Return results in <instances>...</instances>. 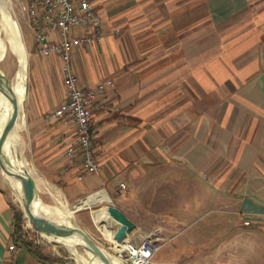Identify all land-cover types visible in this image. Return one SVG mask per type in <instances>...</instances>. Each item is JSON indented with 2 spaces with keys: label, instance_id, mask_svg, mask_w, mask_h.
<instances>
[{
  "label": "crops",
  "instance_id": "obj_1",
  "mask_svg": "<svg viewBox=\"0 0 264 264\" xmlns=\"http://www.w3.org/2000/svg\"><path fill=\"white\" fill-rule=\"evenodd\" d=\"M20 2L22 7L28 0ZM94 2L102 15L101 39L74 47L73 61L84 86L113 80L105 94L108 106L92 121L100 170L79 178L81 160L66 154L72 128L45 118L65 96L62 59L38 54L34 41L20 96L22 102L26 97V117L16 119L14 131L19 147L25 129V166L40 202L55 208V216L80 211L82 220L101 225L114 242L118 220L108 205L121 208L137 226L167 230L180 218L148 214L143 202L165 199L147 195L148 190L174 182L179 190L169 192L187 209L182 188L192 182L197 201L222 203L242 226L263 231L264 0ZM6 118H11L10 105ZM3 175L0 166V264L11 258L45 264L19 244L8 249L14 242V199ZM55 191L63 196L58 205L40 196L55 198ZM262 236L249 243L258 249V264H264Z\"/></svg>",
  "mask_w": 264,
  "mask_h": 264
},
{
  "label": "rangeland",
  "instance_id": "obj_2",
  "mask_svg": "<svg viewBox=\"0 0 264 264\" xmlns=\"http://www.w3.org/2000/svg\"><path fill=\"white\" fill-rule=\"evenodd\" d=\"M7 4L12 11L14 23L21 36L27 54V60L24 62V66L26 68L25 73L28 67L29 76V71L31 72V55L33 53L32 47L34 46L35 33L29 22L28 15L24 14L23 12L20 0H7ZM19 66V57L16 54L13 44L9 38L7 25L4 21L3 14L0 11V69L7 77L8 81L5 83L4 90L2 91L0 89V104L3 107L5 116H8L9 114L12 79L15 76L14 74H16L18 71ZM25 100L26 97L23 102L21 98V112L19 111L20 114L24 115V117H26ZM19 124L20 121H17V124L14 127L17 132ZM24 130L25 129L21 130L20 132V144L18 147V152L21 162L25 164L26 147L24 141ZM28 168L30 169V167ZM1 169L3 170V176H5L7 183L12 188V198L14 199V203L24 212L23 228L27 239L38 243L42 247L43 252L46 254H52L55 252L53 250L54 248L58 250L56 254H66L65 262L68 264H97L78 239H71L68 241V243H66V240L68 239H66L64 236L55 237L42 234L40 231H38L30 219L29 214L25 210L23 195L15 186L13 179L6 172V170L2 166ZM169 183L170 184L167 188L159 185L156 188H151L148 190L149 194L147 195L154 196L156 198L164 197L165 199H157L155 202H143V205L146 207L148 214H152L154 217L158 215H166V217H168V215H173L175 217H179L180 223L178 226L166 230L160 226L147 229L146 227L139 225L140 227L136 226V228L130 232L132 233L131 237H135V239L138 241L139 238L143 237L146 232H148L146 230L155 231L160 242H162V245L159 248L158 253L153 256L154 261L162 262H157L159 264H244V262L247 261L248 263L251 262L252 264H258V261L256 260L257 255H255V253L258 252V249H255L254 247L251 249L249 243L262 240L261 234L264 236V233H262L264 230L261 231V229L257 230L256 228L254 232V230L252 231L251 229L249 230V228L242 226L237 219V215L228 212V208L222 206V203L219 204L213 202L197 201L195 197L197 194L194 192L195 185H193L194 183L192 182H188V184L184 185L182 188L184 193H186L189 197L187 200L188 208L183 209L185 201L181 202L179 200L173 199L175 198V195L173 194L172 190L169 192V188H173V190L176 191L179 190V186L174 182L171 183L169 181ZM40 196L44 201L53 205L59 204L57 197L59 199L63 198L60 191H55L56 199L44 194L43 192H40ZM65 203L70 209L74 211L75 206L73 204L69 202ZM127 203L130 205V202ZM126 209H129L131 214L133 213L131 208L127 207ZM135 209L137 212L138 208ZM58 212L62 213L61 211ZM79 212L74 211L69 215L64 214L55 216V208H50L48 210V213H50L54 221L61 222L66 225L76 224L86 229L97 241V243L103 247L106 256L110 255L108 251L112 246L111 241L107 235L104 236L102 234L101 225H98L100 228L99 229L96 224L92 223V221H89V219L82 220L79 216ZM132 215L133 217L136 216L135 214ZM22 251L27 252V249L23 247ZM177 255H182L181 258H183L180 259ZM250 256L252 257V261L249 259Z\"/></svg>",
  "mask_w": 264,
  "mask_h": 264
},
{
  "label": "built area",
  "instance_id": "obj_3",
  "mask_svg": "<svg viewBox=\"0 0 264 264\" xmlns=\"http://www.w3.org/2000/svg\"><path fill=\"white\" fill-rule=\"evenodd\" d=\"M22 7L35 33L36 52L57 55L62 59L65 96L45 118L60 120L72 128L73 139L66 146V154L71 161L81 160L78 177L98 172L100 161L93 148L92 121L99 111L108 106L105 94L107 86L113 85V80L108 77L96 86L82 85L74 69L73 49L101 39L102 15L94 0H28ZM121 187L126 185L122 183ZM126 241L131 254L130 258L120 255L123 264H159L153 256L162 242L155 231L148 230L138 241L135 237H128ZM115 243L112 241L111 245ZM112 246L108 251L110 253H114ZM8 249L15 251L17 246L12 242ZM8 264L18 263L11 258Z\"/></svg>",
  "mask_w": 264,
  "mask_h": 264
},
{
  "label": "water",
  "instance_id": "obj_4",
  "mask_svg": "<svg viewBox=\"0 0 264 264\" xmlns=\"http://www.w3.org/2000/svg\"><path fill=\"white\" fill-rule=\"evenodd\" d=\"M4 77L5 82L3 84H0V89L2 91L4 90L5 83L8 82L7 77L5 75ZM16 118L17 112H14L11 115V118H9V120L4 125V128L0 134V164L6 170V172L9 170L11 176L16 179L23 180V184L27 189V196L24 199V206L25 210L30 216V219L32 220L38 231H40L42 234L55 237L79 234L86 243L85 248H87L91 253L101 259L105 264H110L109 260L106 257V254L104 252L105 250L103 249V247H101V245L97 243V241L91 236V234L86 229L78 225L68 226L64 224L42 222L37 216V213L35 212L37 208L35 203L40 200V197L37 191L35 181L30 175L27 168H21L19 165H16L12 154L10 153V155H8L9 153L7 154V151L5 149L7 137L15 123ZM4 158H6L8 170L6 168L7 165H5L6 163ZM15 158L19 159L18 154H16ZM107 212L118 220V224L112 227V229L114 230V239L119 242L125 241L128 236V233H130L133 229L136 228V222L115 204L108 205ZM33 216L39 221L41 226L35 222Z\"/></svg>",
  "mask_w": 264,
  "mask_h": 264
},
{
  "label": "bare ground",
  "instance_id": "obj_5",
  "mask_svg": "<svg viewBox=\"0 0 264 264\" xmlns=\"http://www.w3.org/2000/svg\"><path fill=\"white\" fill-rule=\"evenodd\" d=\"M0 11L3 14L4 21L6 22L9 38H10V40L13 44L14 50H15V52L18 55L19 60H20V66H19L18 71L16 72L15 76L12 79V85H11V91H10V114L12 115L14 112H17V118H19V116H21V114H20V112H21L20 111V109H21L20 108V96H21L22 88L25 84V69L26 68L24 66V62H26V60H27V54H26L21 36H20V34L16 28V25L14 23V20L12 17V11L7 4V0H0ZM3 83H4V74H3L2 70L0 69V84H3ZM8 120L9 119L6 118V116L4 114L3 107L0 104V134L4 128V125L6 124V122ZM16 124H17V120L15 121V123H14L8 137H7V140L5 143V149L7 151V154L9 153L8 155H10V153L12 154V156L14 157L16 165H19L21 168H23V167L26 168V166H24L25 164L21 162L19 152H18V147H17V142H16V134L14 131V127L16 126ZM16 154H18L19 159L15 158ZM4 160L6 163V158H4ZM5 165H7V163ZM6 168L8 170V165L6 166ZM7 172L11 176L9 170ZM11 178L13 179L15 186L18 188V190L23 195V199H25V197L27 196V189L23 184V180L16 179L13 176H11ZM106 196H107V194H106ZM35 205L37 207L35 212L37 213V216L39 217V219L42 222L64 224L61 222L54 221L52 219L50 213H48L49 208L45 207L40 202V200H38V202L35 203ZM33 219L35 220V222L37 224L40 225L39 221L34 216H33ZM64 225H66V224H64ZM73 225H76V224H73ZM73 225H68V226H73ZM131 235H132V233H128V236L126 239H128V237H131ZM64 237L66 239H68V240L65 239L66 243H68V241L71 239H78L82 243V245L85 247L86 243L79 234H73V235H68V236H64ZM126 239H125V242L124 241L123 242H119V241L116 242V240H114V243L116 242L115 243L116 245L113 244V246H112L114 253L109 252L110 255L106 256L107 259L109 260L110 264H121L122 263V261L120 260L121 254L130 258L131 252H130V249L127 247ZM86 251L96 261L97 264H105L101 259H99L93 253H91L87 248H86Z\"/></svg>",
  "mask_w": 264,
  "mask_h": 264
},
{
  "label": "trees",
  "instance_id": "obj_6",
  "mask_svg": "<svg viewBox=\"0 0 264 264\" xmlns=\"http://www.w3.org/2000/svg\"><path fill=\"white\" fill-rule=\"evenodd\" d=\"M13 210V240L15 244L25 247L33 257L42 261L45 264H68L66 261V254H46L42 247L35 241L29 240L24 234L22 209L17 207L15 203L11 205Z\"/></svg>",
  "mask_w": 264,
  "mask_h": 264
}]
</instances>
